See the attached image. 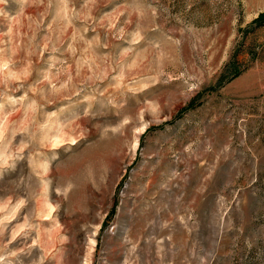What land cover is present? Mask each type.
<instances>
[{
	"label": "rangeland",
	"instance_id": "rangeland-1",
	"mask_svg": "<svg viewBox=\"0 0 264 264\" xmlns=\"http://www.w3.org/2000/svg\"><path fill=\"white\" fill-rule=\"evenodd\" d=\"M264 0H0V264H264Z\"/></svg>",
	"mask_w": 264,
	"mask_h": 264
},
{
	"label": "trees",
	"instance_id": "trees-1",
	"mask_svg": "<svg viewBox=\"0 0 264 264\" xmlns=\"http://www.w3.org/2000/svg\"><path fill=\"white\" fill-rule=\"evenodd\" d=\"M262 20H264V17L262 18Z\"/></svg>",
	"mask_w": 264,
	"mask_h": 264
}]
</instances>
